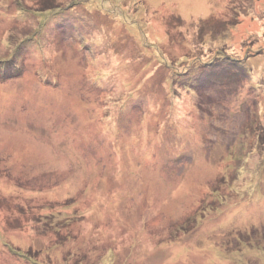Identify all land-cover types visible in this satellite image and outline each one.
<instances>
[{
  "label": "rangeland",
  "instance_id": "rangeland-1",
  "mask_svg": "<svg viewBox=\"0 0 264 264\" xmlns=\"http://www.w3.org/2000/svg\"><path fill=\"white\" fill-rule=\"evenodd\" d=\"M0 67V264H264V0H0Z\"/></svg>",
  "mask_w": 264,
  "mask_h": 264
},
{
  "label": "trees",
  "instance_id": "trees-1",
  "mask_svg": "<svg viewBox=\"0 0 264 264\" xmlns=\"http://www.w3.org/2000/svg\"><path fill=\"white\" fill-rule=\"evenodd\" d=\"M58 8H59V7L57 6V7L53 8V9H51V8H49V9H45L44 12H43V14H42L43 17H44V16H47L49 13L52 14V13H53L55 10H57ZM39 17H41V16L39 15ZM44 23H45V24H44ZM48 26H49V24H48V22H47V19L44 18V19H43L42 28H43V29H46ZM213 66H214V65H213ZM239 66H240V68H241V69H240V73H241V74H244V72L246 71V68H244V64L241 62V63H239ZM219 67H220V65H219ZM4 68H6V67H3V68L0 67V75L2 74V72H4V71H3ZM6 69H8V68H6ZM213 72H219V70H218V69H214ZM235 72H236V71H235ZM211 73H212V72H210V73H208V74H211ZM239 75H240V74H239ZM8 77H9V76H6L5 78L7 79ZM188 88L190 89L191 86H189Z\"/></svg>",
  "mask_w": 264,
  "mask_h": 264
}]
</instances>
